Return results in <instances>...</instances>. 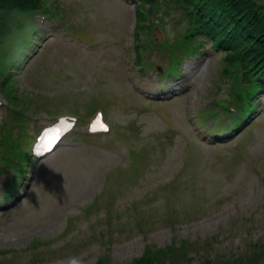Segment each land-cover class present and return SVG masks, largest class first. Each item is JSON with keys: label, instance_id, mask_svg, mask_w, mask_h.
I'll return each mask as SVG.
<instances>
[{"label": "rangeland", "instance_id": "1", "mask_svg": "<svg viewBox=\"0 0 264 264\" xmlns=\"http://www.w3.org/2000/svg\"><path fill=\"white\" fill-rule=\"evenodd\" d=\"M54 1L65 21L57 24L54 16L46 32L33 30L45 39H35L39 52L30 51L34 58L13 77L16 97L40 93L46 100L30 105L34 112L7 132L32 141L43 122L67 114L84 120L95 110L105 111L113 128L85 137L80 124L25 172L28 195L0 209V264H128L144 249L190 264L203 254L229 258L240 248L244 254L258 240L264 247V101L255 100L260 118H247L227 142L209 144L223 124L215 119L218 101L228 107L244 89L209 40L197 38L180 74L166 76L157 66L167 69L170 59L149 39L144 55L155 65L143 72L133 44L137 0ZM155 7L147 24L181 50L189 28L182 9L165 0ZM29 44L23 37L18 47ZM164 83L165 92L157 86ZM210 105L213 112L201 116ZM13 115L10 107L0 109V133ZM171 240L178 253L165 246Z\"/></svg>", "mask_w": 264, "mask_h": 264}, {"label": "trees", "instance_id": "2", "mask_svg": "<svg viewBox=\"0 0 264 264\" xmlns=\"http://www.w3.org/2000/svg\"><path fill=\"white\" fill-rule=\"evenodd\" d=\"M46 0H0V51L18 47L29 30L34 11ZM158 0H140L139 24L146 4ZM179 6L189 21L187 47H197L196 39L205 37L218 47H227L233 59L242 56L259 64V78L264 83V0H165ZM152 7L149 11H152ZM55 15L59 14L56 4ZM141 28V26H140ZM197 28V29H195Z\"/></svg>", "mask_w": 264, "mask_h": 264}]
</instances>
